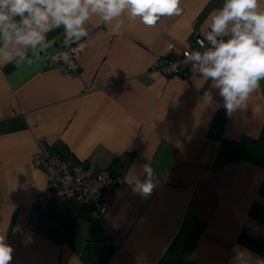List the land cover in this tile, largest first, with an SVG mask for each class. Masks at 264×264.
<instances>
[{"label": "crops", "instance_id": "1", "mask_svg": "<svg viewBox=\"0 0 264 264\" xmlns=\"http://www.w3.org/2000/svg\"><path fill=\"white\" fill-rule=\"evenodd\" d=\"M223 3L181 0L179 16L151 27L127 13L108 24L93 17L75 79L51 63L62 27L40 60L0 66V234L14 249L10 264H230L234 245L264 257V79L228 113L210 80L150 70L170 44L178 53L206 40ZM38 140L123 178L104 192L103 216L57 197L34 201L48 186L31 164ZM146 163L158 182L143 197L132 182Z\"/></svg>", "mask_w": 264, "mask_h": 264}, {"label": "clouds", "instance_id": "2", "mask_svg": "<svg viewBox=\"0 0 264 264\" xmlns=\"http://www.w3.org/2000/svg\"><path fill=\"white\" fill-rule=\"evenodd\" d=\"M181 0H0V66L13 64L20 68L53 46L48 34L63 28L67 51L55 59L75 71L73 58L86 47V25L93 17L108 24L127 13L145 26H155L161 17L179 16ZM261 0H224L222 7L210 14V31L204 51L185 54V63L211 86L228 113L245 105L250 94L264 79V11H258ZM227 37V38H224ZM201 47L204 41L200 42ZM72 45H75L73 48ZM31 53V56L29 55ZM203 100L211 103L213 95L205 91ZM144 179H133V191L143 197L151 195L157 184V171L151 163L142 166ZM128 179V178H126ZM12 246L0 234V264H10ZM230 264H264L238 245L233 246Z\"/></svg>", "mask_w": 264, "mask_h": 264}, {"label": "built area", "instance_id": "3", "mask_svg": "<svg viewBox=\"0 0 264 264\" xmlns=\"http://www.w3.org/2000/svg\"><path fill=\"white\" fill-rule=\"evenodd\" d=\"M201 41H204L203 47H201ZM58 47L60 51H67L65 40H60ZM72 47L74 48L75 45ZM208 47V42L201 37H196L189 47L178 53H174V47L170 44L166 48V53L152 64L150 70L184 79L194 75L200 77L190 64L185 63V54L194 50L202 52ZM79 56L80 53L73 58L76 65L75 71L68 70L66 64L57 62L55 58L51 63L56 64L60 77L75 79L80 72ZM37 146V150L31 156V164L46 174L48 186L46 192L35 197L36 203H44L57 197L61 200L77 202L81 206H88L97 216H103L108 211L110 206L103 199V194L109 187L122 185L124 183L122 177L112 175L106 169L94 170L83 162L71 164L61 154L51 152L43 140H38Z\"/></svg>", "mask_w": 264, "mask_h": 264}]
</instances>
